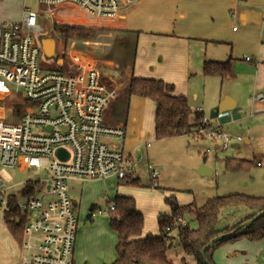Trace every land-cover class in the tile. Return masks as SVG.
I'll return each mask as SVG.
<instances>
[{
	"label": "built area",
	"instance_id": "1",
	"mask_svg": "<svg viewBox=\"0 0 264 264\" xmlns=\"http://www.w3.org/2000/svg\"><path fill=\"white\" fill-rule=\"evenodd\" d=\"M35 1L37 11L24 8L18 21H0V101L20 104L10 107L11 120H0V167L32 171L30 179L8 195L13 186L4 187L0 175L4 196L0 203L4 211L7 197L14 195L24 217L19 264H74L77 217L66 181L114 177L127 182L138 178L144 168L153 185L159 172L142 155L125 154L107 141L125 136L124 128L106 125L104 120L117 90L101 81L97 67L77 45L63 46L58 55L73 73L44 66L36 40L43 34L39 13L45 12L58 25L108 30L119 26L140 0ZM262 99L256 94L252 101ZM210 124L203 116L193 135L218 142L223 151L242 142L240 136ZM58 149L63 150V159L56 156ZM27 184L33 189L25 196L21 191L27 192Z\"/></svg>",
	"mask_w": 264,
	"mask_h": 264
},
{
	"label": "crops",
	"instance_id": "2",
	"mask_svg": "<svg viewBox=\"0 0 264 264\" xmlns=\"http://www.w3.org/2000/svg\"><path fill=\"white\" fill-rule=\"evenodd\" d=\"M26 1L0 0V21L16 22L24 8L36 11L39 9L38 5V9L27 6ZM39 14L42 16L44 13L40 11ZM103 32L108 33H100L101 36H97L99 41L95 43V36L91 39L75 40L83 56L97 67L102 80L107 77L102 76V68L110 71L108 79L111 80V85L114 84L111 72L114 76L119 74L120 78L123 74L125 82L131 76L161 80L172 84L173 94L186 97L188 102L190 78L202 75L203 62H224L230 59V72L219 79L221 82L226 80L227 84H235L234 81L239 79L237 87L242 89V86L245 87L247 84L250 98L245 100V94L240 93L237 97L224 90L215 99L214 108L208 109L205 105L191 107L200 108L202 115L220 131L229 124L247 121V117L252 114L255 115L254 119L264 124V0H140L138 5L121 20L119 26ZM119 32L137 33L133 37L134 58L123 68L122 74L121 71L116 73L117 51L119 52L122 46L117 38ZM108 46L113 48L110 49ZM121 80L122 78L118 80V85H121L119 82ZM115 89L118 91L116 96L118 98L119 89L117 86ZM256 94H262L261 102L252 101ZM128 101V116L122 125L119 124L125 130L120 150L125 154L142 155L149 165L159 172L157 169L159 165L151 161L148 152L154 141L167 139L156 140L154 118H137L133 113L137 106L150 105L148 100L129 97ZM224 102V107H230V110L219 112L218 107ZM9 111L10 107L0 104V120H11ZM242 141L249 144L250 139L243 138ZM145 143L149 144L147 149L142 147ZM241 143H233L230 146L237 148ZM218 145V142H214L209 149L213 147L216 154L220 147ZM209 149L207 148L206 151ZM257 163L259 167L260 162ZM207 166L212 173L203 177L214 174L212 167ZM142 169L145 171L144 168ZM144 173L147 175L146 171ZM159 177L163 184L160 172ZM135 179H139L138 185L125 184L114 177L84 181L96 191L87 193L85 197L80 196L83 205L82 214L77 220L74 264H111L116 259L117 235L109 226L106 212L104 215L99 214L101 212L99 199L104 200L107 208L116 196L132 198L136 210L143 216L141 236L159 234L157 218L170 216V208L165 200L170 195L171 189L160 188L158 178L155 185H152L149 179L148 185H142L140 174ZM95 183H103V185H93ZM66 188L68 193L67 185ZM69 198L76 209L79 203L77 204L70 196ZM177 200L179 201L178 198ZM186 205L178 204L182 207ZM262 246L264 242L250 243L242 239L216 249L212 254V260L214 264H244L250 257L258 254ZM19 251V243L6 228L4 216L0 214V264H19L21 257ZM181 253V259L186 260L189 255L184 251ZM193 264H196L195 260Z\"/></svg>",
	"mask_w": 264,
	"mask_h": 264
},
{
	"label": "rangeland",
	"instance_id": "3",
	"mask_svg": "<svg viewBox=\"0 0 264 264\" xmlns=\"http://www.w3.org/2000/svg\"><path fill=\"white\" fill-rule=\"evenodd\" d=\"M27 6H30L33 9L37 8V2L35 0H27ZM38 20V24L42 27L43 34L52 37L55 41V52L57 55L60 54L62 47L68 45L69 43L76 46L75 38L69 39L67 41L62 40V37L57 36L54 32L55 26H63L58 25L52 22V19L44 12L42 16H40ZM80 27V26H76ZM83 29H90L84 28ZM92 30V34L90 39L95 36L96 41H99L97 36H101L100 33H108L103 32L99 28L90 29ZM112 32V30H110ZM100 34V35H98ZM122 37L126 38V45L122 44L118 53V60L116 73L121 71L123 72V68L126 65L130 64V60L132 57L133 50V35L123 34L119 32L117 34V38ZM98 38V39H97ZM72 42V43H71ZM108 44V43H107ZM117 45H119L117 41ZM110 47V46H108ZM113 47H110L112 49ZM114 52V51H113ZM42 62L45 67L50 69H59L64 74L73 73L70 68H67L69 64L64 61L63 65L57 67L52 60L44 59L42 57ZM120 65V66H118ZM122 67V68H121ZM101 74L103 77L110 76V71L102 68ZM112 80L114 84L108 85L119 89L118 98H115L114 102H111L108 105V108L105 111L104 120L108 125L113 126H121L125 118H127L128 114V106H129V97L126 94L125 89V79L122 74V80L119 81L121 85H118V80L121 79L119 74L113 75L111 72ZM107 77L104 80H107ZM237 81L234 83L227 84L226 80L221 82V79L217 77H203L193 76L190 78V86L189 92L187 93L189 106L195 105H205L208 109H212L216 106L215 99L219 97L224 90L229 91L230 95L239 96V94H245V100L249 99L250 90L249 87L244 85L242 89L237 87ZM118 92V91H117ZM117 96V95H116ZM150 105L148 106H137L133 113L137 116V118H154V104L148 100ZM0 104L4 107H18L20 108V104L17 106L16 104H11L6 100L0 101ZM14 105V106H13ZM255 115L252 114L250 117H247V121H241L239 123H232L227 125L222 129V132L238 135L242 138H249V144H245L242 141L241 144L237 148H232L230 145L225 150L222 151L219 149L214 152L213 147L209 149L210 145H214V141L209 139H204V137H199L193 135L191 137H176L170 138L164 141H154L152 143V147L149 148V156L151 161L155 165L158 166V170L160 172V176L162 175L163 184L158 177V183L160 188L169 187L170 195L167 198H171L176 201L178 204L186 205L191 203L193 207H201L206 200L223 196L228 194H242L253 197H261L264 195V124H261L259 121L254 119ZM242 120V119H241ZM247 122V123H246ZM121 124V125H119ZM122 127V126H121ZM248 127V128H247ZM249 129V131H247ZM110 143L114 149H120L121 140H117L114 138H110ZM219 146V145H218ZM207 148L209 149L208 151ZM205 161L203 162L202 157L205 156ZM216 156V157H214ZM226 158H235V159H243L248 161L260 162V166L256 167L252 165L247 170H237V171H225L223 160ZM203 162V164L208 167L210 165L214 171L213 176L203 177L200 176L196 170L198 166ZM145 171H141L140 180L142 181V185H148V177L144 173ZM0 175L5 180L4 187L9 186L13 189L6 191L5 195L12 194L15 190L18 191L22 184L30 179L32 175L31 170H22L18 167L12 168H2L0 167ZM83 180V181H81ZM84 179H78L76 181L68 180L66 181V185L68 187V193L71 198H73L77 205V208L74 209V213L78 218L82 214V205L83 201L80 200V196L85 197L87 193H95L96 190L90 187L89 184L84 182ZM144 182H147L145 184ZM103 185V183H95L93 185ZM164 185V186H162ZM4 196L0 195V202L2 201ZM6 198V197H5ZM179 199V201L177 200ZM18 199V198H17ZM99 207L101 209L100 215H104L107 211L104 200H98ZM79 206V207H78ZM183 206V207H187ZM4 205L0 203V214H3ZM240 211V212H239ZM238 212L236 210H229L223 213L222 224L221 226L234 225L236 224L243 213L241 210ZM236 212V213H232ZM242 214V215H241ZM226 217V218H225ZM78 222V221H77ZM176 225H188L189 228H195L196 224L189 215V213L185 210L182 214V218L177 220ZM172 236L174 237V242L172 244L171 249L167 252L168 259L174 264H181L182 262L189 264L194 263L192 257H187L186 260H182V248L178 245L179 241L177 240L175 231L172 232ZM245 238H240L236 241H240ZM246 240V239H245ZM234 241V242H236ZM232 242V243H234ZM227 243L222 246L232 244ZM251 243V242H250ZM255 243V242H252ZM260 243V242H259ZM257 244V243H256ZM20 256L22 251H19ZM181 259V260H180ZM244 264H264V246H262L261 250L258 254L250 257L249 260H246Z\"/></svg>",
	"mask_w": 264,
	"mask_h": 264
},
{
	"label": "trees",
	"instance_id": "4",
	"mask_svg": "<svg viewBox=\"0 0 264 264\" xmlns=\"http://www.w3.org/2000/svg\"><path fill=\"white\" fill-rule=\"evenodd\" d=\"M54 32L62 40L88 39L92 30L76 26H55ZM136 36L137 33L122 32ZM119 43L126 45V38L118 37ZM133 43L132 57L134 58ZM231 60L224 62L205 61L202 64V75L205 77L223 78L230 72ZM103 83H112L110 79L102 80ZM128 97H139L151 101L155 106L154 134L156 140H164L175 137H191L199 125L202 113L189 106L186 97L173 94L172 84L161 80L137 78L131 76L125 83ZM211 125V124H210ZM205 161V156L202 157ZM225 171L247 170L252 165L258 167L254 161L226 158L223 160ZM129 185H138L139 179L124 182ZM36 186V185H35ZM28 195L33 189L32 184L26 185ZM17 197L9 195L6 199V209L3 211L4 223L13 238L20 243L21 228L24 217L17 208ZM165 203L170 208V216H159L158 235L147 234L141 236L143 216L136 210L132 198L116 196L107 207L106 214L109 218V226L117 235L116 259L111 264H174L168 257L167 252L171 249L176 231V237L184 253L192 256L196 264H214L213 252L224 244L232 243L240 238L250 242H264V215L248 226L244 232L242 228L251 221L258 213L264 210V195L253 197L242 194H228L206 200L201 207L178 206L176 201L166 198ZM113 205V209L109 207ZM187 211L196 224L195 228L188 225H176L177 220L182 218ZM229 210H241L243 215L234 225L221 226L223 213ZM240 212V211H239ZM236 213V212H232ZM226 218V217H225ZM166 228H169L166 231ZM234 233L233 236L215 242L204 252L201 250L214 238L220 235ZM181 264H186L182 262Z\"/></svg>",
	"mask_w": 264,
	"mask_h": 264
},
{
	"label": "water",
	"instance_id": "5",
	"mask_svg": "<svg viewBox=\"0 0 264 264\" xmlns=\"http://www.w3.org/2000/svg\"><path fill=\"white\" fill-rule=\"evenodd\" d=\"M36 40L39 44V47L41 49L42 52V57L44 59H48V60H52L54 61L55 65L57 67H60L63 65V61L60 57H58V55L55 52V41L52 39V37L47 36L46 34H39L36 37ZM224 103L220 104L218 107V111L219 112H224L227 110H230L229 108H225L224 107ZM56 156L59 159H63L62 157H64V153L62 149H58L56 151ZM196 172L201 175V176H206V175H210L212 172L204 165V164H200L196 170ZM264 215V210L261 211L260 213H258L251 221H249L247 224H245V226L242 228L241 232H244L245 229L250 226L254 221L258 220L260 217H262ZM234 233H230L227 235H220L216 238H214L213 240H211L200 252L201 256H204V252L210 248L215 242L220 241L222 239L228 238L233 236Z\"/></svg>",
	"mask_w": 264,
	"mask_h": 264
}]
</instances>
